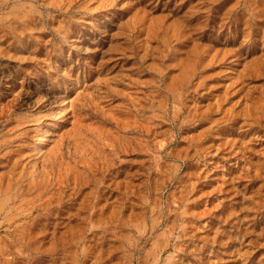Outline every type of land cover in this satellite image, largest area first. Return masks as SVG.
<instances>
[{"label":"rangeland","instance_id":"374dc122","mask_svg":"<svg viewBox=\"0 0 264 264\" xmlns=\"http://www.w3.org/2000/svg\"><path fill=\"white\" fill-rule=\"evenodd\" d=\"M0 264H264V0H0Z\"/></svg>","mask_w":264,"mask_h":264},{"label":"bare ground","instance_id":"6f19581e","mask_svg":"<svg viewBox=\"0 0 264 264\" xmlns=\"http://www.w3.org/2000/svg\"><path fill=\"white\" fill-rule=\"evenodd\" d=\"M66 103L65 104H63L62 106H60L59 108L61 109V108H64V107H66Z\"/></svg>","mask_w":264,"mask_h":264}]
</instances>
